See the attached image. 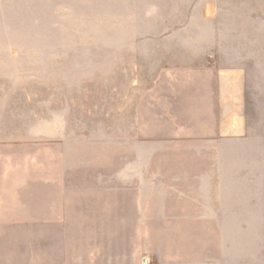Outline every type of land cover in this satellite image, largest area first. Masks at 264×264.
I'll list each match as a JSON object with an SVG mask.
<instances>
[{
  "label": "rangeland",
  "instance_id": "obj_1",
  "mask_svg": "<svg viewBox=\"0 0 264 264\" xmlns=\"http://www.w3.org/2000/svg\"><path fill=\"white\" fill-rule=\"evenodd\" d=\"M160 2L177 8L178 29L194 21L198 34L212 4L264 43V0H0V264H135L139 247L142 264L153 241L136 246L140 226L201 259V222L94 223L100 204L219 197L205 171L221 146L246 144L236 120L263 148L264 48L227 63L181 45L192 31L145 39L137 10Z\"/></svg>",
  "mask_w": 264,
  "mask_h": 264
},
{
  "label": "crops",
  "instance_id": "obj_2",
  "mask_svg": "<svg viewBox=\"0 0 264 264\" xmlns=\"http://www.w3.org/2000/svg\"><path fill=\"white\" fill-rule=\"evenodd\" d=\"M215 9L212 4L206 5L205 20L201 23L202 27H198L200 31L197 34L194 21L193 24L187 22L181 29L176 27L177 8L171 2L151 4L145 8L140 6L137 10L139 23L135 32L145 39L158 36L171 39L174 38L173 31H192V34H187L186 41L179 43L184 46L191 45L192 48L201 47L202 51H192L195 55H203L208 60L217 57L214 60L218 62H250V48H264V43L256 44L253 41L250 26L236 22L227 23L228 20L223 22L221 14ZM130 14V8L124 4V47L130 46V43L125 41L130 37V24L125 22ZM123 53L130 54V49L124 50ZM226 127L225 123L219 124L221 136ZM245 128L243 119L236 120L234 143L246 144H242L239 150L236 146L234 151H227L221 146L218 152V166L205 171L209 186L204 184V191H207V187L210 191L211 184H217L219 197L204 195L201 200L132 199L116 205L121 209L112 212L109 210L111 204H100L99 206L105 207L106 210L101 209L102 214L94 216L97 217L94 218V223H202L201 259L189 258L186 254L179 253L168 240L170 234L167 232L146 234L141 226L138 227L137 234L132 239L137 241L136 246H140L145 239L153 241L152 249H144L148 255L146 259L151 264H264V133L260 139L263 141V148L256 149L254 145L255 149L250 150V136L244 135ZM221 138L219 141L225 144L232 140ZM232 159L234 167L228 166ZM141 171L139 174H142ZM211 176L214 182L211 181ZM109 212L111 213L107 214ZM109 216L118 219H110ZM179 229L178 232H181ZM140 250L139 247L137 251L127 255L135 264L140 262ZM101 257L107 263H114L116 259L112 253L102 254ZM127 257L124 256L123 260ZM118 260L120 262V257Z\"/></svg>",
  "mask_w": 264,
  "mask_h": 264
},
{
  "label": "built area",
  "instance_id": "obj_3",
  "mask_svg": "<svg viewBox=\"0 0 264 264\" xmlns=\"http://www.w3.org/2000/svg\"><path fill=\"white\" fill-rule=\"evenodd\" d=\"M142 264H149V262H148V260L144 259V260L142 261Z\"/></svg>",
  "mask_w": 264,
  "mask_h": 264
}]
</instances>
